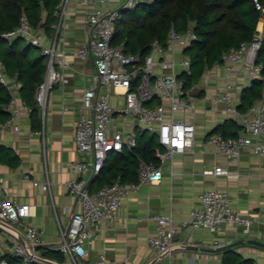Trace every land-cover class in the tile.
I'll return each instance as SVG.
<instances>
[{"label":"built area","instance_id":"2783aa9c","mask_svg":"<svg viewBox=\"0 0 264 264\" xmlns=\"http://www.w3.org/2000/svg\"><path fill=\"white\" fill-rule=\"evenodd\" d=\"M118 7L105 9L107 0H81L84 9L83 23L87 28V39L77 51L81 61H91L94 73L91 85L84 89L79 106L76 108L77 120L74 128V143L81 158L67 163V169L77 178L64 183L66 192L77 199L79 211L72 214L67 226H59L60 241L55 248L62 256L60 264H117L108 259L106 252L98 253L93 261H88L89 247L93 243L91 224L115 221L122 202L129 193L144 185L159 183L162 178L161 165L174 155L191 151L195 139V127L186 120L174 118L178 112L188 113L191 94L197 86L184 89V79L190 75V61L185 49L195 41L196 35L191 27L184 32L169 28L165 44L158 40L150 43L144 54H126L122 45H113L115 23L121 13L133 9L138 0H118ZM256 11L264 16V7L252 0ZM68 0H62L59 7H65ZM28 20L21 14L17 26L1 37L6 40L21 38L41 51L45 57V73L34 92L35 106L43 110L48 93L54 87H63L68 80L64 73L66 65L57 64L56 41L50 46L42 42ZM263 31L257 32L250 42L230 48L221 56V63L212 68L222 67L231 73L241 66L249 82L260 77L262 64L256 63V55ZM0 86L9 94L6 111L9 117L0 122V142L4 132L18 133L17 123L21 110L30 113L31 109L18 97L19 83L15 77L4 73L0 63ZM112 97H122L121 104L111 103ZM209 102L213 106H225L226 113L237 119L240 131L235 137L220 134L210 136L206 142L213 149L214 157L222 156L235 160L243 149L254 155H264V105H253L246 113L237 111L231 87L213 95ZM131 123L130 131L126 123ZM154 134L159 147L155 149L158 166L139 161L135 182L114 181L91 192L81 177H95L102 169L106 157L111 152L128 151L136 147L134 131ZM203 175L213 177L238 178L224 167H214ZM37 186V183H33ZM43 192H49V183L40 185ZM199 207L190 211L187 220L176 223L169 216L155 217V233L147 239V246L156 254L170 251L179 229H206L214 232L219 227H241L243 234H249L252 221L240 215L231 206L228 194L215 189L206 191L198 197ZM30 215L28 205L17 203L3 196V183L0 176V220L19 230L34 247L41 244L43 231L25 220ZM14 240V239H13ZM15 241V242H14ZM11 255L29 264L21 245L14 240ZM0 264H9L0 260Z\"/></svg>","mask_w":264,"mask_h":264},{"label":"crops","instance_id":"0c3cea01","mask_svg":"<svg viewBox=\"0 0 264 264\" xmlns=\"http://www.w3.org/2000/svg\"><path fill=\"white\" fill-rule=\"evenodd\" d=\"M118 4V0H107L105 9H115ZM83 15L81 0H68L64 8L59 7L52 35L46 36L42 30L37 32L46 45L56 41V62L66 65L64 73L68 82L48 93L44 109H38L39 127L32 129L30 114L21 110L17 120L20 131L4 132L0 142L19 159L16 168L0 164L3 196L29 206L26 224L43 231L42 248L36 251L41 258L46 249L57 247L60 241L58 224L64 229L71 215L79 211L77 199L66 192L64 183L77 178L66 165L81 158L74 143L76 108L84 89L91 85L94 73L91 61H81L77 56L78 49L87 39ZM260 21L256 32H260L261 27L262 31L264 29V20ZM203 76L191 94L192 111L173 115L175 119L193 123L195 139L192 150L174 155L162 164L163 178L159 183L144 185L129 193L115 221L89 226L93 243L89 247L88 261L95 260L98 253L105 251L108 259L117 264H149L160 255L147 246V239L156 230L155 217L169 216L177 225L179 221L188 219L192 209L199 207L198 197L202 193L215 189L226 192L233 209L252 221L249 234H243L241 227L222 226L214 232L177 228L172 251L156 264H222L226 252L236 254L241 260H249L250 264H264V247L243 243L252 240L264 245V155H254L243 149L235 160L214 157L212 147L206 142L214 135V129L226 120L231 119L238 124L233 115L226 113L225 106H213L209 99L224 93L230 86L237 104L240 91L249 85V80L239 65L231 73L222 67L210 68ZM262 96L254 106L264 105V87ZM122 101V97L111 98L112 104H121ZM131 125L126 123L127 131ZM214 167H224L229 173L237 174L238 178L202 174ZM81 178L90 190H96L93 177ZM34 182L38 185L34 186ZM45 182L49 183L48 193L40 187ZM13 241L0 231V257L11 254ZM225 245L234 246L220 252L184 248L193 246L214 250Z\"/></svg>","mask_w":264,"mask_h":264},{"label":"trees","instance_id":"16d2710c","mask_svg":"<svg viewBox=\"0 0 264 264\" xmlns=\"http://www.w3.org/2000/svg\"><path fill=\"white\" fill-rule=\"evenodd\" d=\"M61 2L62 0H0V63L4 73L15 77L19 83V98L31 109L29 116L32 129L39 127L34 92L45 73V57L38 53L39 49L21 38L6 40L1 35L11 32L17 26L21 14L28 18L36 31H39L38 23L45 16L42 31L46 36L52 35ZM257 2L264 7V0ZM261 18L262 15L256 11L252 0H138L136 6L123 11L121 19L115 23L112 44L122 45L126 54L144 55L149 51L153 40L165 44L171 26L179 33L191 27L196 39L185 49V55L190 61V75L184 79V89H188L191 85H197L215 64L221 63L224 52L237 48L241 43L250 42L257 33L256 26ZM256 63L262 64L261 79L251 80L240 91L237 106L240 114L246 113L263 97L264 29ZM9 99L6 89L0 86V122L9 117L6 111ZM239 131L240 126L228 119L216 127L213 134L232 138ZM134 136V149H123L107 155L102 169L92 179L96 183V190L117 180L121 183L135 182L139 161L159 165L155 157V149L159 147L156 136L138 130H135ZM0 164L16 168L19 159L11 149L0 145ZM42 257L63 262V256L55 249H46ZM0 260H6L9 264H22L21 259L11 254L0 257ZM222 264H250V261L241 260L236 254L226 252L223 254Z\"/></svg>","mask_w":264,"mask_h":264},{"label":"water","instance_id":"95a60500","mask_svg":"<svg viewBox=\"0 0 264 264\" xmlns=\"http://www.w3.org/2000/svg\"><path fill=\"white\" fill-rule=\"evenodd\" d=\"M44 24H45V16L42 17V19L39 21L37 28L39 30H42L44 28ZM255 79H261V77H256ZM0 231L8 236H10L11 238H13L14 240H16L21 247L23 248L26 257L29 259L30 262L36 263V264H60L58 262L52 261V260H48L45 258H41L38 257L37 255L33 254L32 252V247L31 245L26 241L24 235L17 229H15L14 227H12L11 225H9L8 223H5L3 221L0 220ZM243 243H247V244H253V245H260L263 246L262 244H259L257 242H254L252 240H247L244 241ZM237 244V243H236ZM234 245H225L223 247H219L217 249L214 250H210V249H204V248H198V247H193V246H186L184 247L186 250H191V251H202V252H210V251H214V252H220L226 249L231 248ZM40 248H42V245H36L34 247V250L37 251ZM173 248H171L170 251H166L162 254H160L158 257H156L153 261H151L149 264H156L159 260H161L165 255H167L169 252L172 251Z\"/></svg>","mask_w":264,"mask_h":264},{"label":"rangeland","instance_id":"374dc122","mask_svg":"<svg viewBox=\"0 0 264 264\" xmlns=\"http://www.w3.org/2000/svg\"><path fill=\"white\" fill-rule=\"evenodd\" d=\"M263 20V19H262ZM260 23H262L263 24V21H260ZM260 25V24H259ZM261 26H263V25H261ZM260 27V26H259ZM261 31H262V27H261ZM38 35V34H37ZM38 53L39 54H41V51L40 50H38ZM205 76H207V75H205ZM204 77V76H203ZM191 104V103H190Z\"/></svg>","mask_w":264,"mask_h":264}]
</instances>
